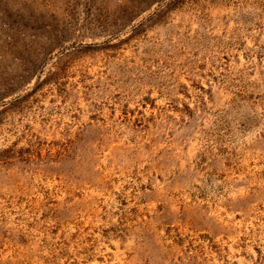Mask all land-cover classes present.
<instances>
[{
	"label": "rangeland",
	"instance_id": "374dc122",
	"mask_svg": "<svg viewBox=\"0 0 264 264\" xmlns=\"http://www.w3.org/2000/svg\"><path fill=\"white\" fill-rule=\"evenodd\" d=\"M0 264H264V0H0Z\"/></svg>",
	"mask_w": 264,
	"mask_h": 264
}]
</instances>
